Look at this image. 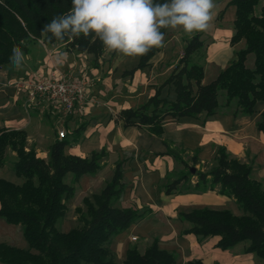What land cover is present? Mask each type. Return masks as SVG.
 <instances>
[{"label": "trees", "instance_id": "obj_1", "mask_svg": "<svg viewBox=\"0 0 264 264\" xmlns=\"http://www.w3.org/2000/svg\"><path fill=\"white\" fill-rule=\"evenodd\" d=\"M163 3L165 0H156ZM235 7L232 21L233 33L230 45L243 43L234 52V59L208 84H202L203 68L191 62L192 55L202 48L200 33L193 34L185 44L183 54L164 84H171L175 100L159 98V90L145 104L135 110H124L120 117L124 125H146L149 131L161 136V124L165 117H189L204 120L219 112L235 117L252 116L258 103L264 105V0H230ZM71 0H0V68L9 63L12 48L27 47L41 41L46 46L64 45L66 50L93 54L97 59L103 44L94 34L85 37L57 40L50 32L43 34L44 26L59 15L67 13ZM165 33L166 29H161ZM157 48L141 56L136 69L142 68ZM253 64L247 66L248 58ZM181 65V67H180ZM256 128L264 133V110L256 120ZM79 127L71 139L61 138L51 145L47 159L36 156L32 148L26 150V134L23 131H0V167L5 164V151L15 154L12 163L20 184L0 179V218L7 224L19 226L26 248L20 249L0 244L1 264H118L105 247L112 236L129 228L140 220L143 213L133 207L114 208L123 191L121 171L117 166L111 180L105 185L96 207L83 199L88 218L77 233H62L57 224L66 212L65 201L72 197L73 186L83 175H95L103 167L104 149L92 152L88 157L65 153L71 142L81 136ZM172 157L175 156L168 151ZM214 166L206 173L188 169L169 184L162 186L165 195L214 191L231 199L241 211L237 216L228 209L203 207L189 213H178V218L190 226L181 235L192 234L199 242L218 237L215 248L228 251L240 243H246L245 254H253L264 262V187L253 177L252 167L232 156L222 146L216 147ZM192 164L198 162L195 152ZM185 165V164H184ZM186 166V165H185ZM71 176V182L65 178ZM189 175L196 182L179 191ZM78 212V209H76ZM78 235L77 241L72 237ZM121 264H178L174 252L160 249L157 240L140 254L128 248ZM185 264H203L200 260Z\"/></svg>", "mask_w": 264, "mask_h": 264}, {"label": "crops", "instance_id": "obj_2", "mask_svg": "<svg viewBox=\"0 0 264 264\" xmlns=\"http://www.w3.org/2000/svg\"><path fill=\"white\" fill-rule=\"evenodd\" d=\"M229 1L216 0V18L219 14L218 10H221L223 22L211 33L212 41L206 48L204 64L199 63L204 74L202 84L213 81L218 73L234 59V52L238 50L236 46L230 45L235 7L228 5ZM173 33L171 28L166 29L164 46L157 48L142 68L136 69L141 57H128L127 60H124V55L117 54V57L115 56L111 62L123 70H126L124 68L132 62L135 66L130 71L123 72L129 75L136 72L140 75V73L149 70L150 73L155 69H166L170 70L171 73L180 58H172V45H179L178 42L181 40L178 34ZM185 44L181 43L182 49H184ZM60 46H46L41 41H37L29 45L26 52L22 51L24 61L21 70L13 69L10 63L0 68V131H23L26 134L29 148L34 143L37 151L40 145L45 142V151H38L36 156L47 159L51 145L56 139L59 140L56 132H54V139H51V133L54 128L53 119L60 109L51 102L47 103L43 100L28 102L26 84L46 78L51 73H61L66 77H79L80 80H83L85 82V102L82 105H77L76 111L80 113L83 111L87 119L94 120L90 121L89 125L85 123L76 125L74 120H67L66 117H63L64 120H58V122L61 120L62 123L69 122V125L72 123L73 128L67 127L66 123L64 124L66 127L65 138L71 139L72 132L79 127L82 128L78 141L71 142L66 147L67 152L65 148V153L85 158L92 152H99L104 149L106 157L103 160V167L94 176H103L104 180L102 181L106 180V185L111 180L115 167L118 166L121 171L123 186L118 202L127 203V206H122V208L144 209L152 214V218L140 219L139 223L130 225L121 234L123 237L119 238V242L124 243L126 250L131 234L135 232L138 234L139 231L141 235L148 238L152 234H158L155 231L156 225H152L153 219L162 227L171 226L170 221L172 219H174L173 223L181 226L187 222L177 221L179 219L178 213H189L203 207L215 208L218 204H224L226 200L230 201V199L218 195L214 191L202 194L165 195L160 185L173 170V158L168 153V151H172L173 146L178 145L185 150V153L190 152L192 155L196 152L198 160L201 161L210 157L212 148L216 145L224 147L228 153L239 160L242 159L243 162L247 161L246 152H248L250 158L255 156L260 161L261 167H258L259 178L257 179L264 184V133L259 132L256 128V120L264 110L263 104H256V112L252 116L234 118L228 112H219L205 120L203 115L198 119L167 116L161 124V136H156L149 131L146 125L125 126L124 119L120 117V112L139 108L149 98L153 97L157 90H159L160 99L174 101L176 95L173 86L164 84L168 77L165 80H152V78L145 80H105L103 70L107 69L108 63L104 60L108 54H105L104 47L100 58L95 59L93 54L76 53L66 50L65 47L60 51L58 50ZM83 57L88 58V64L91 61H98L93 65L90 64L89 70L86 71L83 68L85 65ZM169 63L172 64L168 65ZM207 68L212 72L213 80H204ZM26 102L31 107L29 113H24L22 109ZM52 107L57 112H54ZM93 125H96V131L89 135ZM82 134L85 136L84 139H82ZM25 149L28 150V148ZM9 153L10 156H15L13 152L9 151ZM90 176L92 175H83L78 180ZM0 179L14 184L22 182L21 178L14 174L12 165H8L6 161L0 167ZM78 180L74 184V195L77 192ZM208 239L210 240H203L198 243L194 235L180 236L178 231L173 230L169 234L159 236V248L174 251L177 253V257L180 254H186L184 264L193 260H200L203 264H214L215 261L203 260L201 256L196 254L201 249V244L204 246L207 241H210V244L215 245L218 237H208ZM0 244L20 249L26 248L20 227L7 224L1 218ZM121 247H123L122 244ZM225 252L230 253V251Z\"/></svg>", "mask_w": 264, "mask_h": 264}, {"label": "rangeland", "instance_id": "obj_3", "mask_svg": "<svg viewBox=\"0 0 264 264\" xmlns=\"http://www.w3.org/2000/svg\"><path fill=\"white\" fill-rule=\"evenodd\" d=\"M216 3V0H215ZM214 18L211 21V26L209 29H207L206 31H202L200 33V39L202 41V46H204L203 48H201L200 50H198L197 52H195L192 57H191V62L193 63H203L204 64V59H206V48L208 46V44L212 41V36L211 33L213 31L216 30V27L219 26L220 23H222V11L218 10V17L216 18V8L214 9ZM221 14V15H220ZM220 15V16H219ZM227 21H229V19H227ZM173 30V34L175 35H179L181 37V40L178 42L179 45L176 44L172 45L173 49H172V58L177 59V57H181L183 54V49L181 48V43H187L191 37L193 36V34H186L180 27H177L176 29H172ZM172 44V43H171ZM243 43L237 44L235 45L238 49L243 48ZM179 46V47H178ZM65 46L61 45L58 50L62 51L63 48ZM104 47V46H103ZM117 54L119 55V53L113 51L110 54L107 55V57L105 58V62H107V66L105 69V71L103 70V77L105 80H145V79H151L152 80H165L169 73L170 70H166V69H155L154 71H151L149 73V71H144L142 73H140V75L138 74V72L129 75L127 73H123L124 71H130L135 65L131 63H129L123 70L121 67H118L115 63L112 64L111 60H113V58L116 56ZM105 57V55H104ZM100 58V57H99ZM98 58V59H99ZM124 60H127L128 57L124 56L123 58ZM103 60V59H102ZM122 60V59H121ZM83 61L85 62L84 65V69L89 70V66L90 64L93 65L94 63H96L97 61H91L90 64L88 58H84L83 57ZM178 63V62H177ZM172 63H169L168 65H171ZM253 64V58L250 57L247 60V66H251ZM117 66V67H116ZM176 65H174L175 67ZM181 67V65H180ZM84 75V74H81ZM72 78V77H71ZM76 79L80 80L79 77H77ZM204 80H213L212 79V72H210V69L205 72V78ZM86 97V96H85ZM47 101V100H45ZM85 102V101H84ZM83 102V103H84ZM96 102V101H95ZM28 102H26L24 104V106L22 107L24 113H29L30 112V105ZM47 103H49V101H47ZM51 104V103H50ZM97 104V102L95 103ZM94 104V105H95ZM82 105V104H81ZM53 109V111L55 112L56 109H54L53 107L51 108ZM57 112V111H56ZM74 116V117H73ZM66 117V119H71L74 120L76 125H81L82 123H85L86 125H89L90 121H93L94 119H90V118H86V116L84 115L83 111L82 113L77 112L75 109V112H73L71 115H65L62 110H60L55 118L53 119V132L51 133V139H54V132H56L57 137H58V132L63 130L64 131V137L66 136V127H65V123H62L61 120L58 122L59 119L64 120ZM105 119V118H104ZM111 119V116H110ZM67 127L73 128L72 123L69 125V122L66 123ZM96 131V125L92 126V131L89 135L94 134ZM85 136L84 134H82V139H84ZM45 145L46 143L43 142V144L40 145V148H38L39 152H44L45 151ZM26 148L30 149L28 146V142L26 140L25 143ZM216 146H213L212 148V153L210 154V157L205 159L204 161L198 160L197 164L193 165L191 159L192 153L187 152L185 153V150L182 149L180 146L176 145L172 147V151L171 153L175 156L172 157L173 158V162H174V166H173V170L168 174V176L166 177V179L164 181H162V185H160L161 187L165 184H169L172 180L176 179L181 173H186L188 174V169L189 168H193L198 172H203L206 173L208 172L215 164V160H216ZM31 148L34 150L35 154L37 155L38 151L35 148V144L33 143L31 145ZM67 149V148H66ZM68 151V149L66 150V152ZM246 159L247 161L244 163L249 164L252 169H253V177L254 178H259V170L258 167H261V165L259 164V160L258 158H256L254 156V158H250V154H248V152H246ZM15 157L10 156V153L8 151V149L5 151V161L8 163V165H12V163L14 162ZM46 160V159H45ZM242 161V159H240ZM243 162V161H242ZM186 166H185V165ZM104 177H97V176H90V177H86V178H82L81 180H78V184H77V192L74 195V190H73V195L71 198H69L68 200L65 201V206H66V212L64 214V217L58 222L57 224V228L60 232L62 233H67L70 230H75L76 233L81 230V228H83V220H81V218H88L87 214H86V205L83 202V199L87 198L90 200L91 204L93 207H96V201L98 199L92 198L99 196V194L101 193V191L104 189L105 181ZM196 176L195 175H189L188 179L185 181V183L181 184L178 186V190L179 191H184V188L187 186H191L196 182ZM65 182L66 183H70L71 182V176H67L65 178ZM262 183V182H261ZM75 184V183H74ZM74 184H72L73 189H74ZM263 187L264 184L262 183ZM112 207L114 208H122V206H127V203L125 204L124 202L120 203L118 202V200L114 203L111 204ZM212 208V207H210ZM76 209H78V212L76 211ZM214 209H228L230 210L233 214L240 216L242 213L241 211L236 207V205L234 204V202L230 199V201H224V204H218ZM139 213H143V217L146 219H150L152 218V214H150L147 210L144 209H140L137 210ZM143 218V219H144ZM171 220V219H169ZM174 219H172V221H170V225H167L165 227H162V225H160L159 223H157L156 220L153 219L152 221V225H156L155 226V231L158 233L157 235L154 234H150L151 236L145 237L144 235H141V233L138 231L137 232L131 234L129 236V243L127 244V249L134 247L138 253L142 254L144 253L145 250H147L153 243L154 240H157V245L159 247V236L162 234H169L171 233L173 230L174 231H178L180 236L181 233L186 230L187 228H189V224H182L181 226H179L177 223H173ZM177 221L181 222L182 220L177 219ZM140 220L135 221L134 223L137 224L139 223ZM132 223V224H134ZM125 231V230H124ZM124 231L118 233L115 236H112L109 240V243L105 246L108 250L110 255L113 257V260L118 263L121 264L124 259H125V255H126V247L124 246V243L119 242V238H122L123 235H121ZM154 232V231H153ZM125 236V235H124ZM132 236V237H131ZM132 238H135V240H133ZM210 238V237H209ZM72 239L74 241H77L78 239V235H74L72 237ZM203 240H210L208 238H205ZM202 240V241H203ZM198 241V240H197ZM182 242V241H181ZM209 242V243H208ZM199 243V241H198ZM201 243V242H200ZM121 244L123 245V247H121ZM203 245L201 244L200 247L201 249L196 253L198 256H201V258L203 260L206 261H215L216 263L214 264H264V262L256 257L253 254H245L244 250L247 246L246 243H240L238 245H236L235 247H233L232 249L228 250L230 251L229 254H227L225 251L220 250L219 248H215V245L210 244V241H207V243H205V245L202 247ZM187 247V245H186ZM189 251V250H188ZM174 252V251H171ZM176 256L177 253L174 252ZM186 258V254L184 255H179V257H177V263L178 264H184V260ZM91 264V263H89Z\"/></svg>", "mask_w": 264, "mask_h": 264}, {"label": "clouds", "instance_id": "obj_4", "mask_svg": "<svg viewBox=\"0 0 264 264\" xmlns=\"http://www.w3.org/2000/svg\"><path fill=\"white\" fill-rule=\"evenodd\" d=\"M215 0H71L70 10L54 17L42 30L57 40L94 34L105 54L115 51L141 57L164 46L161 29L180 27L186 34L206 31L214 18ZM24 53L12 48L9 63L21 70Z\"/></svg>", "mask_w": 264, "mask_h": 264}, {"label": "built area", "instance_id": "obj_5", "mask_svg": "<svg viewBox=\"0 0 264 264\" xmlns=\"http://www.w3.org/2000/svg\"><path fill=\"white\" fill-rule=\"evenodd\" d=\"M26 88L28 102L47 100L66 116L75 112L76 106L85 101V82L61 73H51L46 78L27 83ZM64 134L63 130L59 131L58 138H63Z\"/></svg>", "mask_w": 264, "mask_h": 264}, {"label": "water", "instance_id": "obj_6", "mask_svg": "<svg viewBox=\"0 0 264 264\" xmlns=\"http://www.w3.org/2000/svg\"><path fill=\"white\" fill-rule=\"evenodd\" d=\"M191 171L193 172V171H194V169H191Z\"/></svg>", "mask_w": 264, "mask_h": 264}]
</instances>
